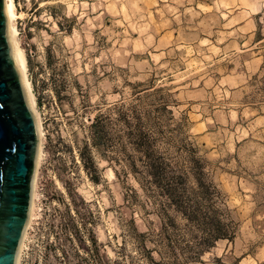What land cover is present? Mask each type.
I'll use <instances>...</instances> for the list:
<instances>
[{"label": "rangeland", "instance_id": "374dc122", "mask_svg": "<svg viewBox=\"0 0 264 264\" xmlns=\"http://www.w3.org/2000/svg\"><path fill=\"white\" fill-rule=\"evenodd\" d=\"M14 1L43 129L20 263L264 264V0ZM126 118L193 221L142 179Z\"/></svg>", "mask_w": 264, "mask_h": 264}, {"label": "water", "instance_id": "95a60500", "mask_svg": "<svg viewBox=\"0 0 264 264\" xmlns=\"http://www.w3.org/2000/svg\"><path fill=\"white\" fill-rule=\"evenodd\" d=\"M38 151L36 116L13 56L6 0H0V264H17Z\"/></svg>", "mask_w": 264, "mask_h": 264}, {"label": "trees", "instance_id": "16d2710c", "mask_svg": "<svg viewBox=\"0 0 264 264\" xmlns=\"http://www.w3.org/2000/svg\"><path fill=\"white\" fill-rule=\"evenodd\" d=\"M100 117L101 116H98L97 120L100 119ZM124 125L129 143L133 150L139 154L138 156L143 164V169L140 171L142 179L149 184L150 188L154 191H158L160 195L165 198L167 206L172 208L175 207V209L183 213L189 221H193L197 216V211L194 207H189V202L185 200L180 183L182 177L176 176L175 173L168 168L163 158L156 155L141 131L137 127H134L130 119L126 118ZM97 137H100L98 131ZM203 234V241L210 243L207 247H211L217 240L230 238L227 234L223 233V228L220 224L212 226L210 229L205 227L203 229Z\"/></svg>", "mask_w": 264, "mask_h": 264}, {"label": "bare ground", "instance_id": "6f19581e", "mask_svg": "<svg viewBox=\"0 0 264 264\" xmlns=\"http://www.w3.org/2000/svg\"><path fill=\"white\" fill-rule=\"evenodd\" d=\"M6 14H7V18H8V26H9V39L11 42V46L13 49V56L15 59V63L19 69L26 93H27V97L29 100V104L31 106V109L33 110L35 116H36V120H37V126H38V133H39V151H38V155H37V161H36V169H35V174H34V179H33V194H32V201H31V209H30V215H29V221L27 224V227L25 229L22 241H21V245L19 247V251H18V256H17V264H20L21 262V255H22V248L24 245V241L26 239L27 236V232L29 229V226L32 223V220L34 218L35 215V206H36V200H37V179H38V172L40 169V165L42 162V157H43V150H42V145H43V129H42V122L39 119V115L37 114V110H36V98L34 95V91L32 88V83L28 77V69H27V59L25 57V54L22 50V48L20 47L19 44V40L17 38L18 35V29H17V25H16V20L19 18V14L17 12V7L15 4L14 0H6Z\"/></svg>", "mask_w": 264, "mask_h": 264}, {"label": "built area", "instance_id": "2783aa9c", "mask_svg": "<svg viewBox=\"0 0 264 264\" xmlns=\"http://www.w3.org/2000/svg\"><path fill=\"white\" fill-rule=\"evenodd\" d=\"M21 264V263H20Z\"/></svg>", "mask_w": 264, "mask_h": 264}]
</instances>
